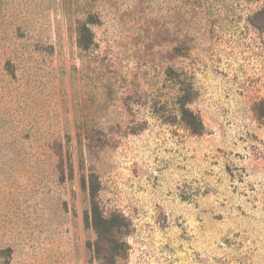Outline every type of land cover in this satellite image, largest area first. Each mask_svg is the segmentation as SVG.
<instances>
[{
  "label": "rangeland",
  "instance_id": "1",
  "mask_svg": "<svg viewBox=\"0 0 264 264\" xmlns=\"http://www.w3.org/2000/svg\"><path fill=\"white\" fill-rule=\"evenodd\" d=\"M94 202L116 264H264V0H0V264H101Z\"/></svg>",
  "mask_w": 264,
  "mask_h": 264
},
{
  "label": "trees",
  "instance_id": "2",
  "mask_svg": "<svg viewBox=\"0 0 264 264\" xmlns=\"http://www.w3.org/2000/svg\"><path fill=\"white\" fill-rule=\"evenodd\" d=\"M63 1L66 4L67 9L71 11V9L76 8L79 3L82 5H88L95 0ZM72 13L74 14L73 22L76 25L78 32L77 45L81 49H86L92 41L91 33L87 25L93 23V21L91 20L90 16L84 17L82 19L81 12H78L77 10H73ZM83 13H86V11L84 10ZM81 30H85L86 33H81ZM179 39L180 43H186L187 38L185 34H181ZM182 118L185 122V125L193 133H199L201 131L202 123L199 117L192 111L182 108ZM91 211V225L97 236L96 251L100 256L101 264H116V261L121 259V256L125 251L124 244L122 242L118 243V237L127 233L129 223L127 222L125 216L119 212L115 211L109 214L103 213L98 204L95 202L93 203ZM101 252H103V256L99 254Z\"/></svg>",
  "mask_w": 264,
  "mask_h": 264
}]
</instances>
